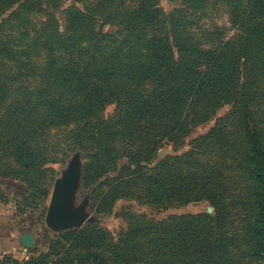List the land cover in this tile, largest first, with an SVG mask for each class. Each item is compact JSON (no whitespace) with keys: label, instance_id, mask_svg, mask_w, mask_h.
I'll return each mask as SVG.
<instances>
[{"label":"trees","instance_id":"16d2710c","mask_svg":"<svg viewBox=\"0 0 264 264\" xmlns=\"http://www.w3.org/2000/svg\"><path fill=\"white\" fill-rule=\"evenodd\" d=\"M40 1L0 0V16L17 4L0 19V80L22 74L34 82L19 85L2 113L0 154L29 171L84 149V186L105 177L98 185L105 191L92 200L96 213L128 200L156 211L206 202L214 214L153 222L128 211L122 217L129 230L116 243L89 224L57 236L26 264L157 263L167 252L174 264H235L236 254L264 262V0H180L168 14L157 0H100L90 15L62 13L61 32L56 0H48L52 11ZM219 6L234 31L228 39L220 27L203 24ZM32 12L45 20L13 52L10 43L24 35L16 24L3 28ZM7 88L1 84L0 93ZM225 105L237 111L217 118ZM108 106L113 112L103 116ZM214 118L184 155L154 164L163 143L183 141ZM240 207L242 236L232 235ZM239 237L246 239L243 251Z\"/></svg>","mask_w":264,"mask_h":264},{"label":"rangeland","instance_id":"374dc122","mask_svg":"<svg viewBox=\"0 0 264 264\" xmlns=\"http://www.w3.org/2000/svg\"><path fill=\"white\" fill-rule=\"evenodd\" d=\"M43 9L52 11L53 6H49L48 0H41ZM40 1V2H41ZM158 5L163 9L164 13H170L174 7H178L180 0H157ZM101 4L100 0H56V9L54 11L55 17L58 19V31L64 30L62 13L66 11L79 10L86 14H92L95 11V6ZM17 4L11 5L5 9L0 16V19L7 18L8 14L16 9ZM46 5L48 7H46ZM228 11L224 6H219L209 10L207 16L203 19L205 27L218 26L224 30V38L228 39L234 33L228 19ZM26 14H20L8 21L3 28L7 32V28L15 26V33H22L24 36H19L16 41L10 43V48L14 52L15 47L27 45L30 37L34 33V29L41 27V23L45 20L44 14L32 12L28 14L27 21ZM19 17L20 24L16 21ZM23 21V22H22ZM110 26L103 27V31H109ZM16 34V36H17ZM223 36V35H222ZM1 41V40H0ZM31 46V45H30ZM31 51V50H30ZM20 57V55H19ZM37 58V57H36ZM43 60V59H40ZM31 73L25 71L24 76ZM15 80H0L1 84H7L10 88L3 90L0 93V118L7 103L16 96L17 87L27 81L29 78H24L22 74H17ZM31 78V77H30ZM39 82V81H38ZM34 84V82H32ZM16 93V94H13ZM260 117L264 120L263 110L261 105ZM237 111V107L232 105H225L219 108L215 114L217 118H226V116ZM113 112V106H108L103 111V116H108ZM215 118L211 121L195 127L189 136L183 141L173 143L165 142L157 150L154 164L165 158L172 156L178 157L184 155L189 150L190 142L198 137L204 136L214 126ZM230 125V117L226 123L227 129ZM59 152V151H58ZM57 153V152H56ZM62 153V152H61ZM87 151L82 148H73L67 155H57V162L43 164L40 168L27 171L22 168L17 161L11 157H3L0 154V178L7 177L12 180H0V264H26L32 259H37L41 255L48 252L51 242L55 241L57 236L62 235L70 229H80L86 225L92 224L103 229L106 233L114 238V243L118 235L128 232V220L122 217L123 213L130 211L136 214H144L153 222H159L171 216H195L199 214H207L212 216L214 209L206 202H192L179 208L169 209L166 211H156L150 209L148 206H143L135 201L119 200L114 202L113 208L107 213H96L94 203L96 194L99 191H105V188H99L100 182L105 180L102 177L96 184L84 186L82 177L84 173V165L86 163ZM123 164V161L118 162L117 169ZM71 170L75 172V179L72 188L68 194L66 202L63 205V217L66 224H54L47 216L48 206L51 199L53 189L56 185L64 182ZM110 178L115 177L114 174L106 175ZM100 192V193H101ZM240 209V211H239ZM235 211L231 218L230 234H239L241 227V212L245 214L244 207H240ZM239 211V214H238ZM23 233H28L34 236V244L31 248L25 249L19 241V236ZM121 233V234H120ZM237 240V237H236ZM245 238L239 237L238 251H243L247 248ZM134 242L144 244L143 240L135 239ZM237 252V248L235 249ZM165 260L167 262H165ZM235 264H264L262 260H246L242 261L241 256L236 254L233 256ZM142 264H174V258L165 254L160 257L157 263H142Z\"/></svg>","mask_w":264,"mask_h":264},{"label":"water","instance_id":"95a60500","mask_svg":"<svg viewBox=\"0 0 264 264\" xmlns=\"http://www.w3.org/2000/svg\"><path fill=\"white\" fill-rule=\"evenodd\" d=\"M75 172L71 170L66 180L53 189L51 199L48 206L47 216L54 224H66L63 217V205L66 202L70 189L73 186ZM19 241L27 250L34 244V236L28 233H23L19 236Z\"/></svg>","mask_w":264,"mask_h":264}]
</instances>
